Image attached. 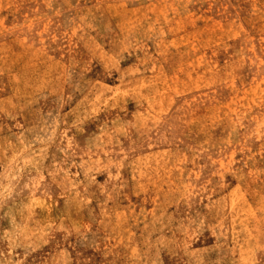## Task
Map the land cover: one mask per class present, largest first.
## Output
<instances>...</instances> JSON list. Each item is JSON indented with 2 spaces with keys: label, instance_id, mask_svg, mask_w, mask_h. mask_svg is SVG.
<instances>
[{
  "label": "rangeland",
  "instance_id": "374dc122",
  "mask_svg": "<svg viewBox=\"0 0 264 264\" xmlns=\"http://www.w3.org/2000/svg\"><path fill=\"white\" fill-rule=\"evenodd\" d=\"M0 264H264V0H0Z\"/></svg>",
  "mask_w": 264,
  "mask_h": 264
}]
</instances>
